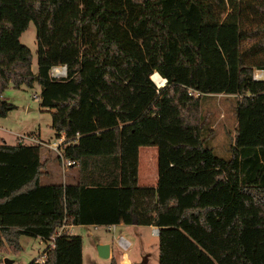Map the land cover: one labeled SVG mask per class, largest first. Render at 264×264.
Wrapping results in <instances>:
<instances>
[{"label":"trees","instance_id":"1","mask_svg":"<svg viewBox=\"0 0 264 264\" xmlns=\"http://www.w3.org/2000/svg\"><path fill=\"white\" fill-rule=\"evenodd\" d=\"M30 21L35 74L18 40ZM257 69L264 0H0V117L3 89L35 81L59 157L77 165L76 184L42 185L39 144L0 138V252L25 235L47 243L27 264H81L80 237L57 228L122 223L158 228L157 264H264ZM214 94L238 97L227 158L203 146L200 100ZM149 145L157 180L140 187L136 148Z\"/></svg>","mask_w":264,"mask_h":264},{"label":"rangeland","instance_id":"2","mask_svg":"<svg viewBox=\"0 0 264 264\" xmlns=\"http://www.w3.org/2000/svg\"><path fill=\"white\" fill-rule=\"evenodd\" d=\"M18 40L30 51V70L35 74V27L31 21L28 22L26 29L20 34ZM256 71L258 69L253 70V74ZM1 98L13 106L4 117H0V138L3 143L8 145L29 144L32 137L33 140L42 142L39 145L43 149L42 158L47 157L49 154L48 151H45L44 144L55 140V138L53 130L50 128L51 110L39 106L38 84L35 81L30 87L25 85L13 87L8 84L3 89ZM237 98V95L214 94L207 97L203 96L200 100L201 114H203L208 127L205 136L208 144L203 146L211 148L212 152L221 158L229 157L228 149L234 136L235 126L233 107ZM142 153V150H139L138 157L136 153V160L138 159L139 165L143 163ZM50 157V162L55 163L53 161L56 160L54 154H50ZM42 158L40 160L46 163V160H42ZM60 160L59 157L58 163ZM45 167L46 164L44 169ZM59 176L60 173L58 172ZM39 181L43 183L46 179L42 177ZM64 232L68 231L65 230ZM73 233L81 239V264H109L110 261L114 263V258L111 259V257L118 258L123 253V250L115 243V238L121 234L129 241L124 253L130 260L133 262L144 260L143 264H157V239L156 236L151 235L150 229L146 226L129 227L128 230L123 232H119L118 229H115L114 232L105 231L103 227H96L95 229L78 227L73 229ZM98 240L110 246L108 258H101L97 255ZM17 241L20 249L16 253L11 251L7 245H3L1 248L4 257L11 260L10 264H27L45 248V243L36 237L20 235ZM122 261L128 263L125 255L122 256Z\"/></svg>","mask_w":264,"mask_h":264},{"label":"crops","instance_id":"3","mask_svg":"<svg viewBox=\"0 0 264 264\" xmlns=\"http://www.w3.org/2000/svg\"><path fill=\"white\" fill-rule=\"evenodd\" d=\"M55 140L51 141V142H47L46 144H44L46 150L48 151V156L45 158H42V151L43 149L39 147V157L40 159L42 158L46 160V167L44 169V173L42 176H40L39 180L44 177L46 179L45 182L43 183H39L42 185H49V184H61V185H74L76 184L77 181V165L73 164L67 167H63L61 165V161L58 163L59 160V156H60V145L62 143L63 139V135L60 132L58 134L57 137H54ZM3 142V141H2ZM31 143L34 144H39L41 145L42 142L40 141H35L33 140ZM54 143V145H53ZM21 144V143H20ZM48 149V150H47ZM139 150H142V154H143V163H141V165H139V161L137 159V163H136V176H137V185L140 187H145V186H154L157 180V167H156V158H157V151H156V146L155 145H149V146H139L137 148V157H138V152ZM50 154H54L55 159L53 160L55 163L50 162L51 161V157ZM138 165L140 167V171L138 168ZM58 172L60 173V176L58 177ZM58 179V180H57ZM105 225H95V224H89V225H76V226H71L70 225V232L69 233H73V229L74 228H78V227H87V228H94V227H103L104 228ZM110 226H112V232L115 231V229L119 232H123L125 230H128L129 227H141V226H137V225H125L122 223H118V224H111ZM150 229V233L153 236H156L157 239V234H156V230L158 229L157 227L154 226H146ZM95 229V228H94ZM105 230V229H104ZM106 231V230H105ZM158 233V232H157ZM74 234V233H73ZM119 236H122L124 238V236L121 234ZM117 238V237H116ZM115 238V240H116ZM126 240V238H124ZM127 241V240H126ZM105 242L98 240L97 244H103ZM116 243V242H115ZM47 243H45L46 246ZM117 245V244H116ZM129 245V241H127V246ZM118 246V245H117ZM82 247V244H81ZM127 249V248H126ZM109 254H110V246H109ZM125 255L126 259H127V264H131L133 261L130 260L127 255L124 253L120 254V258H116V257H111V259L114 258V264H126L122 261V256ZM4 254L2 252H0V259H3Z\"/></svg>","mask_w":264,"mask_h":264},{"label":"built area","instance_id":"4","mask_svg":"<svg viewBox=\"0 0 264 264\" xmlns=\"http://www.w3.org/2000/svg\"><path fill=\"white\" fill-rule=\"evenodd\" d=\"M256 73H261L259 76L256 75ZM49 74L51 77H54V78H59V77H63L64 74H65V69H64V66H53L50 71H49ZM253 79L255 80H261L264 78V71L263 70H258L256 71L253 75ZM31 142L33 141V138L31 137ZM54 145V143H53ZM61 159V158H60ZM61 165L63 167H67V166H70V165H73L74 162L73 161H70V160H67V159H61ZM96 228V227H94ZM112 226L110 225H105L104 226V229L106 231H110L112 230ZM70 225H65V224H61L59 228H57L56 230V234H59L60 232L62 231H68V233L70 232ZM116 244L118 245V247L121 249V250H126L127 248V241L122 237V236H118L115 240Z\"/></svg>","mask_w":264,"mask_h":264},{"label":"water","instance_id":"5","mask_svg":"<svg viewBox=\"0 0 264 264\" xmlns=\"http://www.w3.org/2000/svg\"><path fill=\"white\" fill-rule=\"evenodd\" d=\"M64 69H65V67H64ZM164 83H165V80H164ZM156 87L158 88L159 86L156 85ZM155 230H156V234H157L158 229H155ZM96 253L101 258H108L109 257V245L108 244H99V245H97L96 246ZM10 263H11V260H9L8 258H3L2 259V264H10ZM143 263H144V260H141V261H138V262H132L131 264H143Z\"/></svg>","mask_w":264,"mask_h":264},{"label":"bare ground","instance_id":"6","mask_svg":"<svg viewBox=\"0 0 264 264\" xmlns=\"http://www.w3.org/2000/svg\"><path fill=\"white\" fill-rule=\"evenodd\" d=\"M260 74L261 73H256L257 76H259ZM151 81H153V83H155L159 87H161L164 83V80L158 74H154L151 77Z\"/></svg>","mask_w":264,"mask_h":264}]
</instances>
